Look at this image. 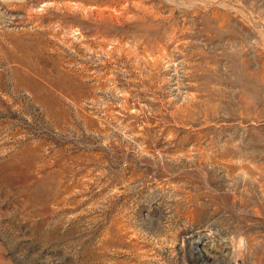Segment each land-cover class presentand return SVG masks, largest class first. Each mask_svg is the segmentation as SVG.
Returning a JSON list of instances; mask_svg holds the SVG:
<instances>
[{
  "label": "rangeland",
  "instance_id": "rangeland-1",
  "mask_svg": "<svg viewBox=\"0 0 264 264\" xmlns=\"http://www.w3.org/2000/svg\"><path fill=\"white\" fill-rule=\"evenodd\" d=\"M0 264H264V0H0Z\"/></svg>",
  "mask_w": 264,
  "mask_h": 264
},
{
  "label": "bare ground",
  "instance_id": "bare-ground-1",
  "mask_svg": "<svg viewBox=\"0 0 264 264\" xmlns=\"http://www.w3.org/2000/svg\"><path fill=\"white\" fill-rule=\"evenodd\" d=\"M206 237H211V236H209V235H207ZM200 244H203V243H201V241H198ZM194 247H196V246H194ZM198 247V246H197Z\"/></svg>",
  "mask_w": 264,
  "mask_h": 264
}]
</instances>
